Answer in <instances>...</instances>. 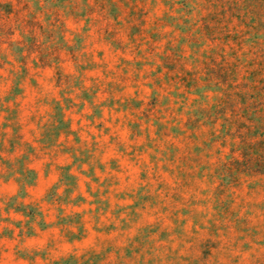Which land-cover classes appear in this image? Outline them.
Returning a JSON list of instances; mask_svg holds the SVG:
<instances>
[{
	"label": "clouds",
	"instance_id": "9594fccd",
	"mask_svg": "<svg viewBox=\"0 0 264 264\" xmlns=\"http://www.w3.org/2000/svg\"><path fill=\"white\" fill-rule=\"evenodd\" d=\"M0 264H264V0H0Z\"/></svg>",
	"mask_w": 264,
	"mask_h": 264
},
{
	"label": "rangeland",
	"instance_id": "374dc122",
	"mask_svg": "<svg viewBox=\"0 0 264 264\" xmlns=\"http://www.w3.org/2000/svg\"><path fill=\"white\" fill-rule=\"evenodd\" d=\"M5 7H7V6H5Z\"/></svg>",
	"mask_w": 264,
	"mask_h": 264
}]
</instances>
